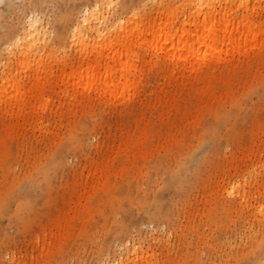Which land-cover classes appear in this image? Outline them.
<instances>
[{
  "label": "rangeland",
  "instance_id": "374dc122",
  "mask_svg": "<svg viewBox=\"0 0 264 264\" xmlns=\"http://www.w3.org/2000/svg\"><path fill=\"white\" fill-rule=\"evenodd\" d=\"M96 1H0V264H264V0Z\"/></svg>",
  "mask_w": 264,
  "mask_h": 264
},
{
  "label": "bare ground",
  "instance_id": "6f19581e",
  "mask_svg": "<svg viewBox=\"0 0 264 264\" xmlns=\"http://www.w3.org/2000/svg\"><path fill=\"white\" fill-rule=\"evenodd\" d=\"M1 1V0H0ZM104 1H109V0H97L96 2H94L92 5L86 6L83 11H82V24L80 26H78L79 30H83V29H88V31L90 32V35H92V33L96 32L97 29H99L101 27L102 24H106L105 22L107 21V17L104 16V14L106 12H104L105 9V2ZM199 12H193L191 14V17H195L196 14H198ZM219 14V12H214L213 13V18H216V16ZM31 18V17H30ZM37 19L36 18H31L30 19V25H29V29H33L32 31V36H37L40 35L41 33L45 32V27L44 25L40 22L37 23ZM230 25V27H228ZM228 33L227 36H225L224 40V47L227 48L228 46L232 45L233 42H236L233 36V33L236 31L238 38L237 40L240 41L243 37L251 38L252 42H255V29H256V23L253 21H249L247 20V17L242 16L239 20L233 21L232 17H228L226 22H225V27H224ZM109 37H107L108 39ZM216 39V37H215ZM241 43V42H239ZM207 44V43H205ZM252 44V43H250ZM256 44V43H254ZM240 46V44H238V47ZM90 47V46H88ZM220 47V45H219ZM113 45H111L109 47V49H112ZM196 48L195 45H191V46H177L174 50L171 51V60L174 61L175 59H178L179 61H182L184 63L188 62V60L191 57V53L193 52V50ZM88 50V49H87ZM89 51H86V53H88ZM109 54L106 53V55L104 56V60H107L109 58L108 56ZM28 54H17L16 55V61L19 63H23L25 58H27ZM101 61L100 60H96L94 61L90 66H89V71H90V78L91 80L86 82L87 88L90 89L91 86L93 85H97L98 90H102L105 88V86L107 87V92L110 90H112V88L114 86H117V79L112 78L110 80H107L108 77V72L105 71L103 73L102 76H100L101 80H96L97 76L95 74V70L99 69L101 66ZM127 64L130 66V61L127 62ZM128 74L121 72L119 75V80L118 82H121L122 78H127ZM127 81V80H125ZM103 83L105 85H103ZM82 84H84L82 82ZM86 85L83 86V88H85L87 91H89L86 88ZM138 251V247H136L135 245L133 246V252L137 253ZM117 264V263H115Z\"/></svg>",
  "mask_w": 264,
  "mask_h": 264
}]
</instances>
